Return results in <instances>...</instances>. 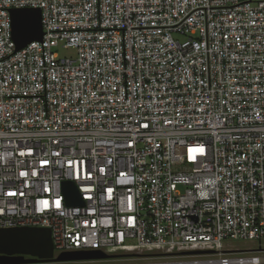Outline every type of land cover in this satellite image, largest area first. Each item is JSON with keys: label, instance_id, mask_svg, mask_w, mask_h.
<instances>
[{"label": "built area", "instance_id": "1", "mask_svg": "<svg viewBox=\"0 0 264 264\" xmlns=\"http://www.w3.org/2000/svg\"><path fill=\"white\" fill-rule=\"evenodd\" d=\"M25 7L43 35L16 49ZM18 226L108 256L27 264H264V0H0V228Z\"/></svg>", "mask_w": 264, "mask_h": 264}, {"label": "water", "instance_id": "2", "mask_svg": "<svg viewBox=\"0 0 264 264\" xmlns=\"http://www.w3.org/2000/svg\"><path fill=\"white\" fill-rule=\"evenodd\" d=\"M11 34L16 49L31 41L42 39L41 13L39 8L10 9ZM64 191L70 205H81L75 186L64 182ZM108 256L99 250L65 251L54 256L50 229L47 227L18 226L0 228V264H27L38 262H63L82 259H101Z\"/></svg>", "mask_w": 264, "mask_h": 264}, {"label": "rangeland", "instance_id": "3", "mask_svg": "<svg viewBox=\"0 0 264 264\" xmlns=\"http://www.w3.org/2000/svg\"><path fill=\"white\" fill-rule=\"evenodd\" d=\"M55 51L57 52L59 57H72L76 54V50L72 47H62L59 44ZM224 246H230L236 249H253L258 246V241H251V240H241V239H227L223 241ZM261 245L264 248V240L261 241ZM57 253V252H55ZM264 256V254H263ZM150 261H160V259H151ZM134 262H142V261H127L126 263H134ZM107 263H114V262H107ZM59 264H73V263H59Z\"/></svg>", "mask_w": 264, "mask_h": 264}]
</instances>
